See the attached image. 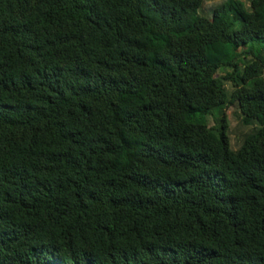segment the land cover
<instances>
[{
    "label": "trees",
    "instance_id": "1",
    "mask_svg": "<svg viewBox=\"0 0 264 264\" xmlns=\"http://www.w3.org/2000/svg\"><path fill=\"white\" fill-rule=\"evenodd\" d=\"M205 2L0 0V264H264V0Z\"/></svg>",
    "mask_w": 264,
    "mask_h": 264
},
{
    "label": "rangeland",
    "instance_id": "2",
    "mask_svg": "<svg viewBox=\"0 0 264 264\" xmlns=\"http://www.w3.org/2000/svg\"><path fill=\"white\" fill-rule=\"evenodd\" d=\"M221 1L222 0H206L205 11L208 12L210 7L218 5ZM226 118L228 123L227 135L230 139V147L235 150L240 146L239 140L241 136L248 131L250 127L242 124L235 106L226 110Z\"/></svg>",
    "mask_w": 264,
    "mask_h": 264
}]
</instances>
